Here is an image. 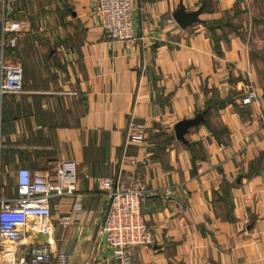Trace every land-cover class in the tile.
<instances>
[{"label":"crops","instance_id":"obj_1","mask_svg":"<svg viewBox=\"0 0 264 264\" xmlns=\"http://www.w3.org/2000/svg\"><path fill=\"white\" fill-rule=\"evenodd\" d=\"M69 1L83 34L68 58L73 87L60 93L68 104L45 91L6 97L1 157L30 168L75 162L82 211L61 228L73 199H53L52 234L24 238L15 263L49 240L68 264H112L97 180L136 177L154 193L141 208L154 242L134 249L132 264H264V0H133L127 43L103 35L97 0ZM180 3L204 4L201 22L181 30L171 17ZM247 86L258 99L243 106ZM197 113L205 123L188 145L176 141L174 125ZM131 124L144 127L143 145H126Z\"/></svg>","mask_w":264,"mask_h":264},{"label":"built area","instance_id":"obj_2","mask_svg":"<svg viewBox=\"0 0 264 264\" xmlns=\"http://www.w3.org/2000/svg\"><path fill=\"white\" fill-rule=\"evenodd\" d=\"M133 0H97L95 14L103 35L112 43H127L134 39L132 26ZM15 0H0V157L3 149L1 124L3 101L8 96L23 92V72L8 61L18 44L22 25L11 19ZM258 95L254 87L247 86L241 95L240 104L256 102ZM145 142L142 125L131 124L126 145L140 146ZM131 167L145 166V159L129 157ZM14 194L5 197L1 183L0 163V240L17 249L24 238L41 234H52L50 202L55 198H72V207L60 217L57 225L66 228L79 219L82 198L76 194L77 165L73 161H59L42 168L18 167L13 173ZM106 191L109 204L100 228V236L110 251L112 264H132V252L139 247H149L154 237L142 214V204L154 195L146 183L132 177L123 183L119 179H98ZM115 186V189H114ZM29 264H68L65 255L54 256L51 242L31 246L28 251ZM26 264L25 256L19 259Z\"/></svg>","mask_w":264,"mask_h":264},{"label":"rangeland","instance_id":"obj_3","mask_svg":"<svg viewBox=\"0 0 264 264\" xmlns=\"http://www.w3.org/2000/svg\"><path fill=\"white\" fill-rule=\"evenodd\" d=\"M71 8L69 0H15L11 19L21 23L22 32L8 61L22 69L23 92L45 91L68 104L64 97L69 96L60 93L73 87L70 81L74 68L68 58L77 53L75 45L83 34L71 18ZM75 64L79 68V61ZM19 141L11 145L20 144ZM2 160L3 156L0 158L3 194L10 195L15 189L13 173L22 165ZM1 246L0 264H17L13 257L15 249L5 242Z\"/></svg>","mask_w":264,"mask_h":264},{"label":"water","instance_id":"obj_4","mask_svg":"<svg viewBox=\"0 0 264 264\" xmlns=\"http://www.w3.org/2000/svg\"><path fill=\"white\" fill-rule=\"evenodd\" d=\"M204 10V4L201 7L192 12H186L183 5L180 3L178 9L172 14V20L181 29L184 30L193 24L201 22L198 18ZM204 121V113L196 114L192 119H184L176 123L173 127V133L176 141L186 145L187 141L185 139L186 134L192 128H195ZM115 189V186H114Z\"/></svg>","mask_w":264,"mask_h":264},{"label":"trees","instance_id":"obj_5","mask_svg":"<svg viewBox=\"0 0 264 264\" xmlns=\"http://www.w3.org/2000/svg\"><path fill=\"white\" fill-rule=\"evenodd\" d=\"M31 44H29L28 46H30ZM198 114V113H197ZM205 123V121H203L202 123H200V124H204ZM186 145H188V144H186Z\"/></svg>","mask_w":264,"mask_h":264}]
</instances>
